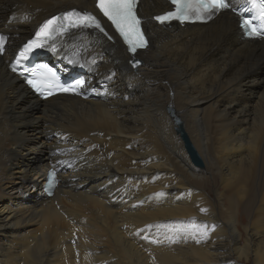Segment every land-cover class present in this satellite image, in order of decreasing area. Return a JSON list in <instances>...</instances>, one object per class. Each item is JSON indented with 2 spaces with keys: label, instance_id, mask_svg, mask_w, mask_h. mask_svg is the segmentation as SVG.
I'll return each instance as SVG.
<instances>
[{
  "label": "bare ground",
  "instance_id": "6f19581e",
  "mask_svg": "<svg viewBox=\"0 0 264 264\" xmlns=\"http://www.w3.org/2000/svg\"><path fill=\"white\" fill-rule=\"evenodd\" d=\"M98 4L0 0V264H264V41L245 40L226 11L160 27L167 1L139 0L150 46L131 55ZM72 11L108 35L71 27ZM56 17L74 30L56 39L57 60L96 97L40 101L10 74Z\"/></svg>",
  "mask_w": 264,
  "mask_h": 264
},
{
  "label": "snow or ice",
  "instance_id": "6c2138e0",
  "mask_svg": "<svg viewBox=\"0 0 264 264\" xmlns=\"http://www.w3.org/2000/svg\"><path fill=\"white\" fill-rule=\"evenodd\" d=\"M172 3L176 6L175 11L167 14L165 17H158L161 22H164L168 17L176 18L179 20H186L190 17H195L196 19H211L216 16L222 10H230L231 0H172ZM251 8L257 9L254 15L258 16L259 23L253 22L252 18L244 16V12L241 11L239 15L241 16L240 27L249 36H260L264 38V0H249ZM98 7L105 17L108 18L115 25L117 31L124 38V41L129 45V50L135 53L137 48H146L147 41L143 36L140 29L141 20L137 16V0H99ZM234 10V9H232ZM60 17L53 18L49 20L39 32V36L50 38L55 32V25ZM64 20L69 21L71 27L75 28H89L95 27L101 32L104 29L101 27L100 23L96 18L90 14L79 13L76 11L68 12L63 17ZM107 35V33H105ZM4 38L0 36V52L3 50ZM39 47L41 45L29 44L28 47ZM138 63V62H137ZM51 76L56 78V74L49 70ZM58 79V78H56ZM29 84L33 87H37V82L34 80H29ZM84 81H77L75 86L62 87V91H75V87H83ZM39 90V89H38ZM51 94V93H49ZM78 94V93H77ZM194 224V222H193ZM192 228V225L189 226ZM214 230V226H213ZM200 235L203 238H207L208 231L207 226H201ZM199 243V239L197 240Z\"/></svg>",
  "mask_w": 264,
  "mask_h": 264
},
{
  "label": "water",
  "instance_id": "95a60500",
  "mask_svg": "<svg viewBox=\"0 0 264 264\" xmlns=\"http://www.w3.org/2000/svg\"><path fill=\"white\" fill-rule=\"evenodd\" d=\"M170 113H171V115H172V117L176 123L177 133L179 134L181 139L184 141V145H185L187 151L189 152V155L191 157L193 164L196 165L197 167H204V163H203L202 159L200 158L197 150L193 146L191 140L189 139L187 133L185 132L181 121L175 116V114L172 110H170Z\"/></svg>",
  "mask_w": 264,
  "mask_h": 264
},
{
  "label": "rangeland",
  "instance_id": "374dc122",
  "mask_svg": "<svg viewBox=\"0 0 264 264\" xmlns=\"http://www.w3.org/2000/svg\"><path fill=\"white\" fill-rule=\"evenodd\" d=\"M175 127V126H174ZM176 132V131H175ZM178 136V138H180L179 137V135H177ZM181 140V139H180ZM181 143H183V142H181ZM184 145V144H183ZM184 149H185V147H184ZM185 153H187L186 151H185ZM189 156V155H188ZM189 159H190V157H189ZM191 161V160H190ZM204 161V160H203ZM192 163V162H191ZM205 163V162H204ZM241 216H242V218H244L245 220H246V215H245V213H244V211H243V208H242V210H241ZM33 229V231H35V233H37V234H39L40 233V231H38L37 229V227H34V228H32ZM244 264H253V262H244Z\"/></svg>",
  "mask_w": 264,
  "mask_h": 264
}]
</instances>
